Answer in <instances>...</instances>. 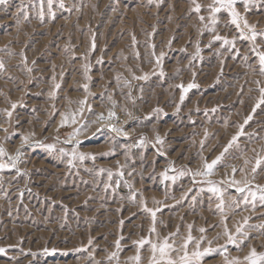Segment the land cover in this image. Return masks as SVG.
<instances>
[{
  "label": "rangeland",
  "instance_id": "rangeland-1",
  "mask_svg": "<svg viewBox=\"0 0 264 264\" xmlns=\"http://www.w3.org/2000/svg\"><path fill=\"white\" fill-rule=\"evenodd\" d=\"M261 57L264 0L0 3V264H264Z\"/></svg>",
  "mask_w": 264,
  "mask_h": 264
},
{
  "label": "snow or ice",
  "instance_id": "snow-or-ice-1",
  "mask_svg": "<svg viewBox=\"0 0 264 264\" xmlns=\"http://www.w3.org/2000/svg\"><path fill=\"white\" fill-rule=\"evenodd\" d=\"M4 2H5V0H0V3H4ZM223 2H224V0H221V3H223ZM227 2H228V4H229V6H230L231 3H232V0H227ZM196 10L199 11V7H197ZM261 62L264 63V57H261ZM213 163H215V162H213ZM207 167H208V168H211L212 165H208ZM141 243H144V242L142 241ZM154 247H155V246H154ZM161 251L163 252V249H161Z\"/></svg>",
  "mask_w": 264,
  "mask_h": 264
}]
</instances>
